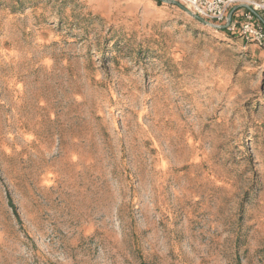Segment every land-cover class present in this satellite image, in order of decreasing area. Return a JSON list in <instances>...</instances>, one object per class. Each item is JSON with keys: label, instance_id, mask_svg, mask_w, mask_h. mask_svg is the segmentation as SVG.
<instances>
[{"label": "rangeland", "instance_id": "1", "mask_svg": "<svg viewBox=\"0 0 264 264\" xmlns=\"http://www.w3.org/2000/svg\"><path fill=\"white\" fill-rule=\"evenodd\" d=\"M209 23L0 0V264H264V45Z\"/></svg>", "mask_w": 264, "mask_h": 264}, {"label": "built area", "instance_id": "2", "mask_svg": "<svg viewBox=\"0 0 264 264\" xmlns=\"http://www.w3.org/2000/svg\"><path fill=\"white\" fill-rule=\"evenodd\" d=\"M196 15L264 45V0H184ZM233 12L232 19L229 15ZM238 26V27H237Z\"/></svg>", "mask_w": 264, "mask_h": 264}, {"label": "water", "instance_id": "3", "mask_svg": "<svg viewBox=\"0 0 264 264\" xmlns=\"http://www.w3.org/2000/svg\"><path fill=\"white\" fill-rule=\"evenodd\" d=\"M166 2H169V3H174L176 5H178L179 7H181L182 9H184L187 13H189L191 16L205 22V23H209L208 21L202 19L201 17H199L198 15H196L193 11H191L189 8H187L185 5H183L182 3H180L179 1H176V0H164ZM233 12L234 11H231L230 15H229V21H231L232 19V15H233ZM210 24V23H209Z\"/></svg>", "mask_w": 264, "mask_h": 264}]
</instances>
